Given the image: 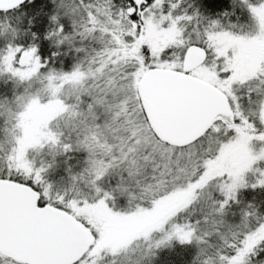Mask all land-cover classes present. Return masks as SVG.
<instances>
[{
    "label": "snow or ice",
    "instance_id": "6c2138e0",
    "mask_svg": "<svg viewBox=\"0 0 264 264\" xmlns=\"http://www.w3.org/2000/svg\"><path fill=\"white\" fill-rule=\"evenodd\" d=\"M24 2L0 0V13ZM241 3L252 25L246 32L187 0H60L74 32L65 35L53 15L48 36L100 44L84 49L68 72L42 71L47 61L34 43L0 47V73L45 85L0 111V264H140L173 238L196 242L194 264H264L254 259L264 243V215L250 205L239 224L224 220L241 189L264 187V169L253 168L264 160V0ZM0 28L17 31L7 16ZM149 32L162 39L146 40ZM241 48L256 51L243 68L232 67ZM150 81L178 93L167 118L143 86ZM33 111L40 118L29 128L24 117ZM233 145L240 163L210 171L209 162ZM45 146L86 150L71 188L55 191L45 167L30 158V150ZM250 170L259 173L253 183L245 176ZM177 189L187 195L122 243H105L93 226L98 213L143 211ZM120 196L128 198L126 211L114 210ZM154 230L163 236L153 240Z\"/></svg>",
    "mask_w": 264,
    "mask_h": 264
},
{
    "label": "trees",
    "instance_id": "16d2710c",
    "mask_svg": "<svg viewBox=\"0 0 264 264\" xmlns=\"http://www.w3.org/2000/svg\"><path fill=\"white\" fill-rule=\"evenodd\" d=\"M187 2L193 8L199 9L206 17L219 19L228 25H236V21H238L236 27L251 29L248 10L241 1L187 0ZM207 6H217L218 10L216 8V11L207 9ZM191 10L189 9V11ZM225 12L229 13L226 17L223 16ZM53 15H57L59 23L64 25V34L72 37L73 22L61 17L60 0H25L19 9H14L7 14L0 13V20L7 16L8 22L17 29L16 33L13 34L0 28V47L9 41L24 44L34 43L42 60L47 61V67L42 71H46L47 68H53L57 71H71L75 64L87 54L84 49L90 51L92 48H99L100 44L92 39L81 41L79 37L73 38L71 42L57 43L48 36V33L55 27V22L51 20ZM33 33H35V37H33ZM77 48L82 50L77 51ZM87 155L86 150L83 149L74 148L72 151L64 152L58 146H45L38 151L30 150L29 152L30 158L34 159L37 167H45L44 179L55 191H64L72 187V176L82 170ZM250 205L259 215H264V187L252 188L249 186L241 189L237 201L232 202L225 214L233 215V219L239 217L242 219V213L249 210ZM174 243L185 251L193 249V256H195L192 243H181L180 241ZM185 251L177 255L166 251L155 264H194L196 257L192 259V254L186 255ZM257 251L259 254L254 259H264V243L258 247Z\"/></svg>",
    "mask_w": 264,
    "mask_h": 264
},
{
    "label": "rangeland",
    "instance_id": "374dc122",
    "mask_svg": "<svg viewBox=\"0 0 264 264\" xmlns=\"http://www.w3.org/2000/svg\"><path fill=\"white\" fill-rule=\"evenodd\" d=\"M241 1V0H238ZM217 6H207V9H216ZM216 8V9H215ZM61 17L63 19H68L71 22L72 17L70 15L64 14V9L60 7ZM228 25V24H224ZM232 25V24H231ZM237 30L241 31H249V28L243 29L242 27H236ZM150 39L153 43H156L162 39V36L158 32H149L146 35V40ZM60 46V44H58ZM256 49H244L241 48L238 50L233 56V64L232 67L243 68L248 60L251 57V54L255 53ZM66 52V51H65ZM45 85H42L39 82L32 83L29 85L27 82H18L13 78H10V75L7 73H0V111H3L4 107L7 106H15L16 97L25 94L26 90L36 91L37 89H42ZM40 118V111H33L24 117V123L26 127L31 128L34 122L38 121ZM3 126V117H0V127ZM259 142H253L251 145L253 152H258L260 149ZM241 152L239 149L233 146H227L221 149L220 155L215 159L209 162L210 171H215L219 168H226L229 166H236L241 161ZM256 167L264 169V160L256 162L253 165V168ZM246 179L249 183L255 182L256 178L259 176L258 172L248 171L246 174ZM115 184V180L112 181ZM214 196L217 195L220 197V193L214 192ZM182 189H177L175 191L169 192L166 195L160 196L153 204L151 208H145L143 211L135 212V213H121L119 215L111 214V213H98L94 217L93 226L96 227L100 234L101 238L105 243L119 244L125 241L128 237L136 233L143 226L151 223L156 216L163 215L168 210L172 204L177 202L183 197ZM222 198V197H221ZM128 198L126 196H120L117 200V206L114 210L117 211H126L128 210ZM233 215H224V220L227 225H237L241 222V218L233 219ZM175 220L176 218H172ZM172 221L165 225V230L170 227ZM163 236V233L159 230H154L151 233V237L153 240H158ZM179 241L176 238H173L170 242L162 245L159 248H155L152 250L154 254H149L147 256L140 258V264H155L156 261L160 258V256L166 251L169 253H175L176 255L182 253L183 250L181 247L176 245ZM194 248L195 256H193V249L187 250V254H192V259L197 256L198 246L195 241L191 242ZM175 246L174 248H172ZM131 255V253H129ZM135 257L136 254L134 253Z\"/></svg>",
    "mask_w": 264,
    "mask_h": 264
},
{
    "label": "water",
    "instance_id": "95a60500",
    "mask_svg": "<svg viewBox=\"0 0 264 264\" xmlns=\"http://www.w3.org/2000/svg\"><path fill=\"white\" fill-rule=\"evenodd\" d=\"M145 88H150L152 97L157 103L160 112L164 118H167L172 111V99L178 95V93L165 85L162 82H147L143 85Z\"/></svg>",
    "mask_w": 264,
    "mask_h": 264
},
{
    "label": "clouds",
    "instance_id": "9594fccd",
    "mask_svg": "<svg viewBox=\"0 0 264 264\" xmlns=\"http://www.w3.org/2000/svg\"><path fill=\"white\" fill-rule=\"evenodd\" d=\"M182 191L184 196L187 195V192L185 190L182 189Z\"/></svg>",
    "mask_w": 264,
    "mask_h": 264
},
{
    "label": "flooded vegetation",
    "instance_id": "af4514ba",
    "mask_svg": "<svg viewBox=\"0 0 264 264\" xmlns=\"http://www.w3.org/2000/svg\"><path fill=\"white\" fill-rule=\"evenodd\" d=\"M225 17H226V16H225ZM237 22H238V21H236V25H237ZM221 23H222V24H226V22H221Z\"/></svg>",
    "mask_w": 264,
    "mask_h": 264
}]
</instances>
